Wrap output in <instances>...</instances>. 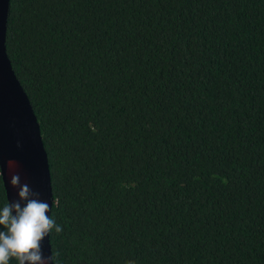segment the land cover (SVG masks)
Segmentation results:
<instances>
[{"label": "trees", "instance_id": "16d2710c", "mask_svg": "<svg viewBox=\"0 0 264 264\" xmlns=\"http://www.w3.org/2000/svg\"><path fill=\"white\" fill-rule=\"evenodd\" d=\"M5 46L54 264H264V0H9Z\"/></svg>", "mask_w": 264, "mask_h": 264}, {"label": "water", "instance_id": "95a60500", "mask_svg": "<svg viewBox=\"0 0 264 264\" xmlns=\"http://www.w3.org/2000/svg\"><path fill=\"white\" fill-rule=\"evenodd\" d=\"M9 0H0V169L6 198L16 200L17 189L10 185L8 160L18 163L16 171L21 183H27L38 192L39 199L52 206V187L47 153L39 124L29 98L19 83L7 56L5 46ZM50 211L48 216L50 217ZM41 249L45 257L51 256L49 235ZM49 264H52L49 261Z\"/></svg>", "mask_w": 264, "mask_h": 264}, {"label": "clouds", "instance_id": "9594fccd", "mask_svg": "<svg viewBox=\"0 0 264 264\" xmlns=\"http://www.w3.org/2000/svg\"><path fill=\"white\" fill-rule=\"evenodd\" d=\"M11 176L10 185L17 189V199H6L0 206V264H54L57 253L43 255L41 244L53 229L58 234L62 228L47 214L50 206L39 199V193L27 183H21L16 171L18 163L7 161ZM3 171L0 169V177ZM52 207V206H51Z\"/></svg>", "mask_w": 264, "mask_h": 264}]
</instances>
